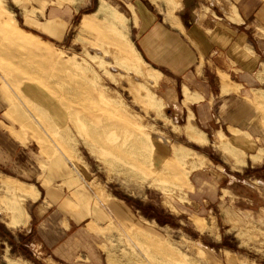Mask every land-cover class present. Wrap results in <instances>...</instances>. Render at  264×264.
<instances>
[{"label":"rangeland","instance_id":"rangeland-1","mask_svg":"<svg viewBox=\"0 0 264 264\" xmlns=\"http://www.w3.org/2000/svg\"><path fill=\"white\" fill-rule=\"evenodd\" d=\"M105 1L83 19V31L77 24L63 32L48 18L64 0H24L25 15L11 0H0V119L5 128L27 130L24 143L13 138L18 163H0V264H55L28 242L44 215L40 178L51 160L67 167L54 187L64 212L95 235L102 264H264V149L249 154L252 165L263 162L254 174L224 181L205 176L206 188H196L199 172L209 159L215 162L211 152L241 170L246 153L232 143L264 148L262 135L229 140L218 130L212 147H203L206 134L190 115L180 128L162 115L159 73L129 42L137 26L131 6L125 3L128 12L121 0ZM215 1L227 19L239 20L229 15L238 10L240 27L251 36L252 22H259L257 34L264 37V0L245 6ZM256 8H262L261 18ZM259 79L264 81V64ZM255 98L264 113V91ZM7 100L18 121L5 115ZM157 145L168 153L156 167ZM259 150L262 157L254 161ZM3 174L32 182L37 199L27 198L37 195L33 185ZM10 203L18 215L29 214L26 225L10 226L3 210ZM115 203L128 210V224L110 210ZM29 224V236H21Z\"/></svg>","mask_w":264,"mask_h":264},{"label":"crops","instance_id":"crops-1","mask_svg":"<svg viewBox=\"0 0 264 264\" xmlns=\"http://www.w3.org/2000/svg\"><path fill=\"white\" fill-rule=\"evenodd\" d=\"M11 1L23 15L29 12L24 0ZM102 1L105 0H64L57 13L53 12L56 17L48 19L58 24L63 32L79 24L78 30L81 32L83 19L95 14ZM176 1L179 4L174 0H121L125 7V3L131 6L133 18L137 23V26H133L135 29L133 42L131 40L129 42L134 45L142 61L159 73L157 84L161 89L160 99L164 107L162 115L169 117L179 128L185 122L187 115H190L194 124L206 134L207 144L203 147L209 144L212 147L214 134L218 130H221L228 139L239 140L238 135L242 139L251 135L253 139H258L262 135L264 139L262 132L264 113L255 98L256 93L264 91L262 87H256L264 84V81L259 79L264 64V43L254 38L256 36L264 39L257 34V25L260 23L252 22L254 36H251L250 32L240 27L242 18L238 10L229 12V15L239 20H230L224 16L215 0ZM230 1L235 5L238 0ZM239 1L244 6L247 2V0ZM230 6L229 4L228 7ZM126 9L130 12L128 7ZM244 13L247 12L244 10ZM262 14V8L260 10L256 8L255 17L261 18ZM74 39L75 37L73 41ZM243 91L248 92L240 95ZM22 92L32 91L22 90ZM1 108L0 100V117ZM4 113L8 118L17 120L8 100ZM179 121L180 124L177 123ZM160 124L167 134H171L168 128ZM6 126L8 125L0 119V163L4 162L13 167L15 162L18 163V161L13 162L17 159L16 140L24 143L27 139V130L20 124L18 128L8 129L5 128ZM222 127L228 136L223 132ZM239 141L232 144L246 153L245 164L241 170L231 169L215 151L211 152L210 155L215 162L209 159L211 165L205 172H199L202 177L196 184V188L198 186L200 188L199 191L206 188L205 176H211L209 178L213 180L215 178L221 181L237 180V178L242 179V173L244 176L252 175L261 167L263 162L259 165L250 163L249 154L264 148L259 146L251 149L244 140ZM40 148L43 150L41 145ZM167 153L165 147L157 145L153 153V165L157 167ZM262 154L263 150H259L253 160L260 161ZM48 160L45 155L42 159L43 166ZM217 166H221V170H218ZM65 169L67 170V167L64 162L51 160L41 176L44 215L36 221L38 232H35L28 242L37 244V248L44 251L45 257L55 264H102L95 235L81 225V220L64 212L63 200L60 199L62 194L54 187L55 182L58 183L65 178ZM3 175L36 188L32 182ZM213 184L210 182V187L208 185L209 194L213 191ZM36 190L35 199L31 196L27 198L36 200L39 195L37 188ZM17 207L10 203L8 208H3L12 227L26 225L29 220L28 213L17 214ZM110 210L118 215H125L126 224L131 221L124 206L115 203L110 206ZM29 228L30 224L21 232V236H29Z\"/></svg>","mask_w":264,"mask_h":264}]
</instances>
